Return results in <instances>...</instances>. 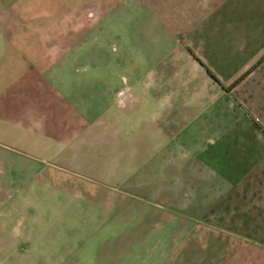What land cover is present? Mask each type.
<instances>
[{
  "label": "crops",
  "instance_id": "crops-1",
  "mask_svg": "<svg viewBox=\"0 0 264 264\" xmlns=\"http://www.w3.org/2000/svg\"><path fill=\"white\" fill-rule=\"evenodd\" d=\"M10 185L52 264H264V0H0Z\"/></svg>",
  "mask_w": 264,
  "mask_h": 264
},
{
  "label": "rangeland",
  "instance_id": "rangeland-1",
  "mask_svg": "<svg viewBox=\"0 0 264 264\" xmlns=\"http://www.w3.org/2000/svg\"><path fill=\"white\" fill-rule=\"evenodd\" d=\"M13 163L12 160L7 161L8 163ZM8 178L12 177V172H7ZM19 172H16L14 176H18ZM20 177L24 175L20 174ZM18 191L23 192L24 188H19V186H2L0 187V264H52L51 256L59 259L61 253L50 254V253H39L32 254L29 253L28 247L19 246L20 238L14 237L13 234L17 233L13 231L14 222L16 220H22L21 218L24 214H28L24 207L29 205L24 202H12L14 194H19ZM9 198L11 201H7ZM5 199V200H4ZM35 205V204H34ZM39 205V204H37ZM41 205V204H40ZM39 206L31 211V214L38 213ZM40 212V210H39ZM21 217V218H20ZM14 220V221H13ZM22 225H27V222L22 223ZM56 233L57 230H53ZM24 238H21L23 240Z\"/></svg>",
  "mask_w": 264,
  "mask_h": 264
}]
</instances>
